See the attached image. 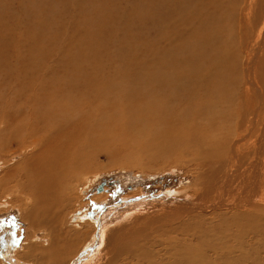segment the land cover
<instances>
[{"label": "bare ground", "instance_id": "obj_1", "mask_svg": "<svg viewBox=\"0 0 264 264\" xmlns=\"http://www.w3.org/2000/svg\"><path fill=\"white\" fill-rule=\"evenodd\" d=\"M67 22L82 39L65 48L54 30ZM16 146L33 151L5 168L0 197L10 193L50 239L21 258L212 264L204 254H264V0H0V155ZM104 154L142 171L179 157L202 172L175 209L162 208L169 194L127 201L71 235L75 181L103 169ZM139 208L160 214L128 220ZM224 230L225 245L206 240Z\"/></svg>", "mask_w": 264, "mask_h": 264}, {"label": "rangeland", "instance_id": "obj_2", "mask_svg": "<svg viewBox=\"0 0 264 264\" xmlns=\"http://www.w3.org/2000/svg\"><path fill=\"white\" fill-rule=\"evenodd\" d=\"M15 6L14 8L16 9H14V11L16 10L18 11L17 6L16 7ZM32 6L33 5H31V7ZM70 15L71 13L66 14L64 16L65 20L63 21L70 22L69 21ZM68 22H67L65 29L59 28L60 31L54 30V34L55 32L59 34L58 41L59 42L61 41L60 43L63 44L65 48L66 47L68 48L69 46H72V45H73L72 47H74V45H76V43H79L82 39L80 38L81 35L76 33L78 29H75V28L71 29L70 27H72V25L70 26V23ZM79 22L80 24H82V21H79ZM49 25L47 26V28H50V29H53V26H55V24H49ZM41 29L42 28H40V30ZM61 31L63 33H61ZM67 38H70V39L67 40ZM113 50L114 49H111V51ZM44 52L45 51H42V52L38 51V53H41V54H38L40 57L39 60H41ZM76 53L80 54L79 50H77ZM31 148L32 147L28 146V148L25 147L24 149L21 150L16 146L12 148L13 150L11 149L10 151L6 153L2 152L3 154L0 155V178L5 174V171L6 169H8L9 165L13 166V164L17 163V161L19 162L21 159L29 155L30 152L33 151V148L32 149ZM191 162L188 159L186 160V159L179 158V157H172V159H169L163 163L160 162V163H155L154 165H151L150 171L147 170L148 168L142 171L138 167L129 166V164H127L126 162V159L122 160V159H119L117 156L115 158L114 156L106 157L104 154L98 160V164L101 165L103 169L97 172H93V173L91 172L85 175L83 174L82 176L84 180L79 181L78 183L77 181H75L76 183L74 185L76 184L81 185V186L79 185L81 188L80 187L78 188L79 192H75L72 194V197H77L78 201L75 203V205L73 206L74 208L68 212L66 218L64 219L65 224L63 228L67 229L71 235L74 234L73 233L74 231H78L82 229L83 231L84 229L87 230L88 229L87 228L88 226L86 225L88 224L87 222L92 223L93 221H97L98 216H100L101 213L105 211L107 208H112L122 203L125 204L127 201L128 202L135 201L136 199L144 200L148 198L153 199L154 197L166 198L169 196H173L172 198H174L175 202L173 201V203L170 204L167 201L165 202L166 204L162 206V208H167L166 207L167 205H172L173 208L176 205L179 207L180 206L179 204H181V202L190 200L191 198L189 197L190 196L189 192L188 194L187 192L185 193L184 189L187 187H190L192 183L195 181L196 176L202 172L201 169L199 170V168L194 164L193 161ZM100 186H103V190L101 192H98V189L100 188ZM170 192L173 194L170 195ZM177 192L178 194L175 195ZM182 192H184V194H181ZM6 196L8 198H6ZM102 196H103V199L101 198L102 199L101 200L99 197H102ZM10 199H11L10 193H7L5 196L0 197V203L1 202L6 203L9 208L8 209L7 206L5 207L6 209L4 207L3 208L0 207V252L1 251L3 253L6 252L9 255H11L12 259L17 264H49L46 261H44L43 257L35 258L36 257L35 255L30 258L19 257L20 255L27 256L28 251L32 249V247H34V249L36 250L34 254L36 255L39 254L41 250H45L50 245V239L47 237V233L44 229L42 228L32 229L29 222L24 221L21 208L18 205L16 206L13 205ZM172 207L170 209H172ZM227 209L232 210V208H227ZM161 210H164V209H161ZM137 212L138 214H136ZM131 213L128 214L130 216L127 215L128 220L133 218L134 216H135L134 217L135 219L133 218L134 220H136V218L140 216L144 217V215L155 217L160 214V210L159 211L157 210H154V211L145 210L144 211L142 208H139V211L136 210V211H132ZM73 217H76L75 219H77L78 221L75 220ZM81 219H85L87 222ZM148 219L150 220V217ZM148 219L146 218L145 220H148ZM220 233L222 234V236H220ZM157 234H154V236L156 237ZM228 234H229L228 230H224L223 232L217 231L216 233L213 232L212 234H210L211 237H209L210 235L206 236V240L215 242L216 245H225L226 242L228 241ZM156 238L154 240H156ZM159 238L160 237H158V239ZM165 238L168 239L167 237ZM160 239L162 240V238ZM144 242L145 240L142 241V243ZM221 242L222 244H220ZM84 243L85 242H82L79 245L84 246ZM180 245H183V244H180ZM156 247H159V246H156ZM156 247H153L152 249ZM85 249H87V247ZM82 253L83 251L79 254H76L75 252L68 253V254H74V255H72V257L70 258L69 261H67L66 264H73L75 261H77L78 257L82 255ZM250 254H244L245 257L242 256L243 254H240L241 256H238L239 254H232L233 255V258L231 257L232 259L229 257V254H227V256L225 254L223 255L220 254L222 259L220 258V256L219 258L221 259V261L224 259H227L224 261V264H236L237 262L241 263L240 259H242V262H246L248 260H260V259L264 260V254H251V255ZM5 255L7 254H0V264H9L7 262L2 261L1 259ZM148 255L149 254L147 255L145 254V257L147 258ZM154 255L153 256L149 255V259L147 258L149 260V263L163 264L162 263L163 261L165 264V261L168 260L167 256H165L166 254L165 255L164 254H154ZM204 255H205V260L210 263L212 262V264H219V263L222 264L223 262L219 260L217 254H204ZM38 256L40 257V255ZM102 256L104 257L103 254ZM223 256L224 257L226 256V258L223 259ZM159 257L162 258V260ZM156 260H158V262ZM159 260H161V263L159 262ZM150 261H153V262H150ZM100 262L101 263L99 264H102V261ZM167 262H169V260L166 261V263ZM263 262L264 261H262L261 263L264 264ZM82 264H86V263L84 262Z\"/></svg>", "mask_w": 264, "mask_h": 264}, {"label": "water", "instance_id": "obj_3", "mask_svg": "<svg viewBox=\"0 0 264 264\" xmlns=\"http://www.w3.org/2000/svg\"><path fill=\"white\" fill-rule=\"evenodd\" d=\"M103 190V186H100V188L98 189V192H101Z\"/></svg>", "mask_w": 264, "mask_h": 264}, {"label": "flooded vegetation", "instance_id": "obj_4", "mask_svg": "<svg viewBox=\"0 0 264 264\" xmlns=\"http://www.w3.org/2000/svg\"><path fill=\"white\" fill-rule=\"evenodd\" d=\"M105 185V184H104Z\"/></svg>", "mask_w": 264, "mask_h": 264}]
</instances>
